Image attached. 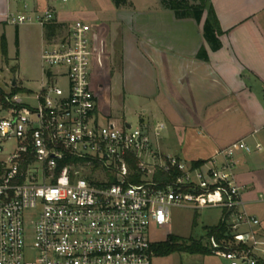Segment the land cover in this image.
<instances>
[{
  "label": "built area",
  "instance_id": "2783aa9c",
  "mask_svg": "<svg viewBox=\"0 0 264 264\" xmlns=\"http://www.w3.org/2000/svg\"><path fill=\"white\" fill-rule=\"evenodd\" d=\"M8 1L7 24L55 32L39 91L0 88V264H153L149 230L170 225L171 207L220 209L226 231L203 244L227 264H264L261 222L235 177L240 153L263 144L237 140L186 164L160 150L162 122L102 123L92 27L59 12L74 0Z\"/></svg>",
  "mask_w": 264,
  "mask_h": 264
},
{
  "label": "crops",
  "instance_id": "0c3cea01",
  "mask_svg": "<svg viewBox=\"0 0 264 264\" xmlns=\"http://www.w3.org/2000/svg\"><path fill=\"white\" fill-rule=\"evenodd\" d=\"M210 1L222 31L217 51L204 37L206 12L200 23L178 19L161 0H128L115 12L123 115L135 103L139 124L151 129L156 121L164 123L159 148L165 155L173 151L181 158L187 154L186 140L193 141L190 163L207 160L241 139L264 146V0ZM9 6L8 0H0V23L6 24ZM96 35L92 27L93 77L105 80V85H98L102 113L114 76L98 77L95 72ZM201 48L207 60L198 58ZM110 97L112 109L114 96ZM238 160L235 177L243 187L244 207L260 219L257 233H264V150L240 153Z\"/></svg>",
  "mask_w": 264,
  "mask_h": 264
},
{
  "label": "rangeland",
  "instance_id": "374dc122",
  "mask_svg": "<svg viewBox=\"0 0 264 264\" xmlns=\"http://www.w3.org/2000/svg\"><path fill=\"white\" fill-rule=\"evenodd\" d=\"M115 0H74L59 5L60 16L70 22L75 19L87 21L93 28L96 27V38L93 46L98 47L96 73L98 77L113 75L111 87L108 89L106 103L109 106L110 96H114L113 107L109 109L104 103L100 120L108 123V116L117 127L128 122L133 127L139 126V109L135 103L131 104L123 115L122 75L118 72L121 65L120 54L117 51V39L120 36V24H117ZM116 17V19H115ZM6 37V55L3 54L2 35ZM45 30L38 24H26L19 27L0 23V88L8 91L12 82L16 81V89L20 95L39 91L43 79L41 53L45 47ZM98 45V46H97ZM105 82V80H103ZM61 84L65 85V81ZM110 95V96H109ZM31 103L34 104L32 101ZM193 141L186 140L181 160L189 164L194 158ZM180 147L175 143V148ZM167 155H174L173 151H166ZM170 225L166 229L153 226L149 230V237L154 243L165 241L168 236L192 238L195 240L207 239L208 229L218 224L221 210L210 208L194 210L189 207H171ZM264 239V233H260ZM206 242V241H205ZM153 264H227L221 257L215 255H198L176 252L169 256L155 255Z\"/></svg>",
  "mask_w": 264,
  "mask_h": 264
},
{
  "label": "trees",
  "instance_id": "16d2710c",
  "mask_svg": "<svg viewBox=\"0 0 264 264\" xmlns=\"http://www.w3.org/2000/svg\"><path fill=\"white\" fill-rule=\"evenodd\" d=\"M117 6L128 5V0H115ZM161 6L174 12L176 18L185 19L192 18L200 23L204 13H207L203 24L204 37L213 51H217L222 47L220 36L222 34L219 21L216 17L214 7L210 0H161ZM55 32V29L49 27L45 29L46 37H50ZM3 54L6 55V37L2 35ZM198 58L207 60L208 53L204 48L198 52ZM98 94L101 91L99 84L105 85L103 80L95 79ZM202 161L194 162L195 165ZM225 227L221 224L212 226L208 229V233H224ZM153 249L155 255L169 256L176 252L198 255H212L210 249L206 247L201 240L190 238H180L177 236H168L165 241L154 243Z\"/></svg>",
  "mask_w": 264,
  "mask_h": 264
},
{
  "label": "water",
  "instance_id": "95a60500",
  "mask_svg": "<svg viewBox=\"0 0 264 264\" xmlns=\"http://www.w3.org/2000/svg\"><path fill=\"white\" fill-rule=\"evenodd\" d=\"M12 84H13V85H16V81L14 80V81L12 82Z\"/></svg>",
  "mask_w": 264,
  "mask_h": 264
}]
</instances>
